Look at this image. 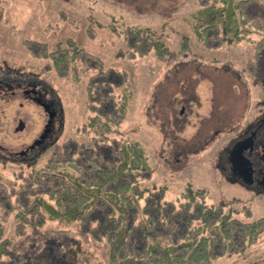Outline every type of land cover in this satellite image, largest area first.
Here are the masks:
<instances>
[{"label":"rangeland","instance_id":"rangeland-1","mask_svg":"<svg viewBox=\"0 0 264 264\" xmlns=\"http://www.w3.org/2000/svg\"><path fill=\"white\" fill-rule=\"evenodd\" d=\"M202 2L0 0V64L22 71L25 78L31 75L43 80L59 100L64 120L52 146L34 159L11 160V150L24 148L41 132L44 113L37 104L22 97L8 96L0 101L1 108L8 110L0 118V144L9 150L8 157L0 159V182L5 188H18L20 175L48 166L56 145L66 138L90 140L91 130L82 127L89 114L86 80L92 71L84 68L78 78L61 76L48 65V59L32 55L25 46V40L36 39L53 49L57 41L72 37L100 56L105 65L131 73L128 108L116 134L137 139L145 148L152 171L149 177L139 179L140 186H163L166 197L174 199L191 183L205 188L208 201H223L225 210L230 209L234 217L253 219L264 215V190L245 188L224 177L217 167L222 146L264 114V56L260 54L264 50L256 51L260 36L252 29L247 37L234 43L205 47L189 18V13ZM129 24L150 27L156 37L174 49L182 35L187 34L192 52L175 58L157 57L153 51L130 55L122 34ZM113 26L118 33L112 31ZM190 97L192 104L186 99ZM182 105L185 109L180 114ZM17 115L25 121L18 130L14 119ZM187 117L190 122L183 124ZM14 200L12 196L11 202ZM15 212L3 219L4 235L22 251L31 239L16 235ZM3 215L0 209V218ZM41 229L49 237L42 243L45 262L54 264L55 259L61 261L60 253H67L64 258L69 263L67 258L72 253L71 264H109L105 240L79 234L77 221L47 218ZM57 230L61 234L55 239ZM27 233L31 234L30 229ZM262 258L264 231L243 252L225 254L210 264H248Z\"/></svg>","mask_w":264,"mask_h":264},{"label":"trees","instance_id":"trees-1","mask_svg":"<svg viewBox=\"0 0 264 264\" xmlns=\"http://www.w3.org/2000/svg\"><path fill=\"white\" fill-rule=\"evenodd\" d=\"M189 18L207 48L234 43L253 29L260 36L256 51L264 50V0H203ZM112 31L119 32L116 26ZM154 33L148 26H125L122 34L130 55L153 51L157 57L175 58L192 52L187 34L174 49ZM25 46L32 55L48 59L61 76L78 78L82 69L92 71L86 80L89 114L82 127L92 134L89 142L68 137L57 144L50 164L20 175L18 188L8 191L0 182V209L5 213L0 218V264H49L42 244L49 237L41 229L47 218L77 221L79 234L105 240L109 264H210L225 254L243 252L260 237L264 215L234 217L223 201H208L203 187L187 183L171 199L163 186H140L139 179L152 171L145 148L137 139L116 134L128 108L131 73L105 65L72 37L57 41L53 49L36 39L25 40ZM13 211L16 235L31 239L22 251L4 235L3 219ZM60 255L54 264L74 262L72 253L69 263L67 253ZM248 264H264V258Z\"/></svg>","mask_w":264,"mask_h":264},{"label":"flooded vegetation","instance_id":"flooded-vegetation-1","mask_svg":"<svg viewBox=\"0 0 264 264\" xmlns=\"http://www.w3.org/2000/svg\"><path fill=\"white\" fill-rule=\"evenodd\" d=\"M0 64V101L5 97H22L26 100L37 104L44 113L43 128L36 138L27 143L24 148L18 151H12L9 158L11 160L34 159L40 151L52 146L59 137V131L64 124L63 110L59 100L53 95L50 87L42 80H37L38 77L33 76L25 78L22 71L14 70L13 68L4 67ZM186 98L191 101L193 97ZM195 104V103H194ZM189 106V105H188ZM187 106V107H188ZM192 107H190L191 110ZM185 106L182 105L180 114L184 112ZM5 107L0 106L1 114L6 115ZM13 113V112H12ZM11 113V114H12ZM14 118V116L12 117ZM15 124H25L21 116H16ZM190 122V118L182 121L183 124ZM11 124V123H10ZM264 143V114L256 121L250 122L244 129L239 131L231 138L227 145L222 146L218 151L217 163L219 172L231 181L237 182L245 188L255 191L264 190V159L260 152V145ZM7 147L0 144V159L8 157L6 155ZM242 151V156L240 152ZM3 152L5 154H3ZM249 159L251 167V180L247 181L242 176V167H238L239 158ZM18 158V159H17Z\"/></svg>","mask_w":264,"mask_h":264},{"label":"water","instance_id":"water-1","mask_svg":"<svg viewBox=\"0 0 264 264\" xmlns=\"http://www.w3.org/2000/svg\"><path fill=\"white\" fill-rule=\"evenodd\" d=\"M24 127V124H18L17 127H16V130L18 129H22ZM260 152H261V155L264 159V143L262 145H260ZM241 156L243 155L242 154V151L240 152ZM239 160L238 163H235L236 166L238 167H242V176L245 180L249 181L251 180V167H250V163H249V159L248 158H244V160H241V158L237 159Z\"/></svg>","mask_w":264,"mask_h":264}]
</instances>
